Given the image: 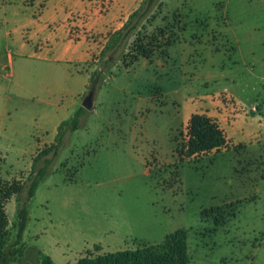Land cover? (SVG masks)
<instances>
[{
	"label": "rangeland",
	"instance_id": "374dc122",
	"mask_svg": "<svg viewBox=\"0 0 264 264\" xmlns=\"http://www.w3.org/2000/svg\"><path fill=\"white\" fill-rule=\"evenodd\" d=\"M23 1L30 8L17 14L20 25L47 2ZM146 1L136 0L135 9ZM114 3L99 2L102 20ZM127 14L102 30L96 15H69L71 40L90 43L82 64L42 59L47 46L34 42L29 30L10 39L0 33V183L22 186L5 203L8 244L16 241L18 208L39 155L32 152L55 142L53 123L45 125L35 112L56 103L76 102L75 112L83 107L93 92L91 74L103 65L101 52ZM3 23L0 14V28ZM138 40L155 45V52L127 71L123 60H130ZM24 45L25 54L41 53L21 57ZM112 60L95 90L98 114L89 111L67 136L28 203L23 241L7 264H43L41 253L54 264H76L160 244L180 229L188 233L190 264H264V133L256 128L264 127V0H160ZM14 89L37 90L21 95ZM197 113L220 119L230 146L185 159L179 154ZM237 116L262 120L251 125L250 142L235 141Z\"/></svg>",
	"mask_w": 264,
	"mask_h": 264
},
{
	"label": "trees",
	"instance_id": "16d2710c",
	"mask_svg": "<svg viewBox=\"0 0 264 264\" xmlns=\"http://www.w3.org/2000/svg\"><path fill=\"white\" fill-rule=\"evenodd\" d=\"M160 0H147L142 8L134 12L124 24L116 31L101 55L103 65L90 77V89L95 92L106 74L114 66L112 58L128 45L131 37L150 18L154 8ZM156 46L138 40L131 49L130 60H123L126 70L133 67L140 58H149L155 52ZM88 110L80 107L74 115L61 123L55 142L43 149L34 159V170L29 178L27 200L18 208V233L14 243L8 244V218L5 203L21 190V183H0V264H7L13 254V249L21 245L29 220L28 203L35 196L40 183L49 174L50 167L66 144V138L77 131L84 121ZM230 142L219 123L206 114H194L187 127L186 136L179 154L185 159H198L211 153H220L228 149ZM41 163L40 166L38 164ZM24 184V183H23ZM25 185V184H24ZM43 264H54L51 257L41 253ZM76 264H190L188 250V233L185 229L168 234L160 244H149L136 250H124L106 253L96 257L86 256L79 259Z\"/></svg>",
	"mask_w": 264,
	"mask_h": 264
},
{
	"label": "crops",
	"instance_id": "0c3cea01",
	"mask_svg": "<svg viewBox=\"0 0 264 264\" xmlns=\"http://www.w3.org/2000/svg\"><path fill=\"white\" fill-rule=\"evenodd\" d=\"M100 1L101 0H47L46 7L43 9L44 11L39 16L35 17V13L32 16H27L28 22L20 25L18 23L17 14L21 12V10L30 7L26 6L23 0H8V1L0 0V5H1L0 14L1 15L3 14V19H4L3 27L0 28V33L4 34L5 37L10 39L11 37L15 36V34L19 36V34L21 33V35L23 36V32L29 30L30 35L34 39V42H37V40H39L41 43L47 46L46 52L42 55L43 56L42 59H45L50 63L55 62L58 64L64 63L68 65L69 64L71 65V63H80V64L87 63L89 60L90 43L89 41H86L85 38H81L77 43L76 42L74 43V41L71 40L70 34L74 28L71 23H68L69 15L73 11L90 16L92 15V17L96 15L95 18L97 20L95 19L96 20L95 25L98 28V30L99 29L102 30L107 28V24H110L111 21H114L116 17L128 13L126 17L124 16V20L122 24L116 29V31H118L123 28L124 24L128 21L129 17L134 12L140 9V8L135 9L136 0H115V3L111 8L110 15L107 18H105V20H102L104 15L99 14L101 10L100 9L101 5H99ZM25 49L26 46L24 45L20 51L21 57L39 56L36 54L38 52L41 53L39 49L34 48L25 54L23 53ZM12 61H13V57L9 56V60H8L9 65H11ZM133 67H131L127 71L131 70ZM69 69H71L72 73L76 72L80 74L83 72L80 69L76 71H74L72 68ZM11 75L12 74H10V76ZM32 83H28V85H31ZM14 90L17 91L18 93L20 92V94L23 95L21 92H25V91L30 92L32 90L34 91L37 89H14ZM38 90L43 92L45 90L50 91L51 89H38ZM234 100L236 101L237 104H240V102L237 101L235 97ZM75 104L76 102H74V104H61V105L58 103L52 105L49 104V109L47 111L35 112V114L39 117V119L42 120V122L45 125L49 124L50 122L53 123L54 128L52 130V133L55 134V136H53V141H55L56 139L58 128L61 125V123L69 119V117L75 112L73 106ZM218 104L219 105L215 104V106L216 107L221 106L220 108L223 110V112H225L227 108H225V106L223 107L222 105H220L219 102ZM98 107H99L98 99L97 97H95V107L93 109L94 114H98L99 112ZM214 120H216L219 123V125L222 127L220 119H217L214 116ZM260 121L262 120L260 118H257L256 116L252 118V120L249 119V116L248 117L242 116V119H240L237 116L236 121H234L235 123H237L234 127V130H236L237 127L238 128L240 127L241 132L237 133L235 137L236 138L235 141L238 140L241 142H246V141L250 142L251 140L250 138L252 137L253 133L256 132V129H253L251 125L253 124V122L260 123ZM256 128L258 133L260 134L264 133V127L261 125V123L257 125ZM222 129L224 130L223 127ZM224 132L226 133L225 130ZM227 139L228 141H230L228 136ZM52 143L53 142L48 141L49 145H51ZM46 144H47L46 142H43L42 145H38L32 152V158L35 156V154L40 153L42 151L41 149L42 146Z\"/></svg>",
	"mask_w": 264,
	"mask_h": 264
},
{
	"label": "water",
	"instance_id": "95a60500",
	"mask_svg": "<svg viewBox=\"0 0 264 264\" xmlns=\"http://www.w3.org/2000/svg\"><path fill=\"white\" fill-rule=\"evenodd\" d=\"M95 92H90L84 99L82 106L88 110L91 111L95 107Z\"/></svg>",
	"mask_w": 264,
	"mask_h": 264
}]
</instances>
